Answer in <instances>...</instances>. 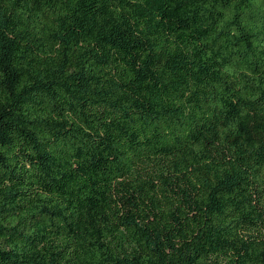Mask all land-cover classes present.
<instances>
[{
    "label": "trees",
    "instance_id": "obj_1",
    "mask_svg": "<svg viewBox=\"0 0 264 264\" xmlns=\"http://www.w3.org/2000/svg\"><path fill=\"white\" fill-rule=\"evenodd\" d=\"M0 264H264V0H0Z\"/></svg>",
    "mask_w": 264,
    "mask_h": 264
}]
</instances>
